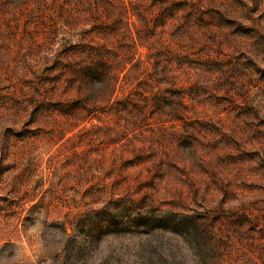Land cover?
<instances>
[{
    "label": "rangeland",
    "instance_id": "obj_1",
    "mask_svg": "<svg viewBox=\"0 0 264 264\" xmlns=\"http://www.w3.org/2000/svg\"><path fill=\"white\" fill-rule=\"evenodd\" d=\"M0 264H264V0H0Z\"/></svg>",
    "mask_w": 264,
    "mask_h": 264
}]
</instances>
